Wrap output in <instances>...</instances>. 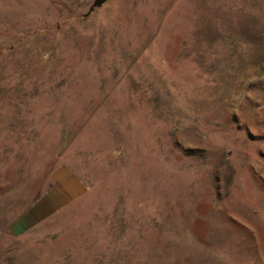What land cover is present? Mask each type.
<instances>
[{"label": "rangeland", "instance_id": "374dc122", "mask_svg": "<svg viewBox=\"0 0 264 264\" xmlns=\"http://www.w3.org/2000/svg\"><path fill=\"white\" fill-rule=\"evenodd\" d=\"M92 1L0 0V264H264V0Z\"/></svg>", "mask_w": 264, "mask_h": 264}, {"label": "crops", "instance_id": "0c3cea01", "mask_svg": "<svg viewBox=\"0 0 264 264\" xmlns=\"http://www.w3.org/2000/svg\"><path fill=\"white\" fill-rule=\"evenodd\" d=\"M57 187L48 196L45 203L39 205V214L46 213L47 209L58 208L65 203L79 197L84 192L83 185L69 171L59 170L54 174Z\"/></svg>", "mask_w": 264, "mask_h": 264}, {"label": "water", "instance_id": "95a60500", "mask_svg": "<svg viewBox=\"0 0 264 264\" xmlns=\"http://www.w3.org/2000/svg\"><path fill=\"white\" fill-rule=\"evenodd\" d=\"M107 0H93L85 16L90 15L95 8L101 7Z\"/></svg>", "mask_w": 264, "mask_h": 264}]
</instances>
